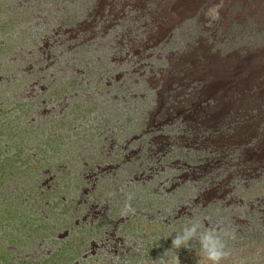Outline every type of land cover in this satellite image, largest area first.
<instances>
[{
  "label": "rangeland",
  "instance_id": "obj_1",
  "mask_svg": "<svg viewBox=\"0 0 264 264\" xmlns=\"http://www.w3.org/2000/svg\"><path fill=\"white\" fill-rule=\"evenodd\" d=\"M194 222L264 264V0H0L5 264H205Z\"/></svg>",
  "mask_w": 264,
  "mask_h": 264
},
{
  "label": "clouds",
  "instance_id": "obj_2",
  "mask_svg": "<svg viewBox=\"0 0 264 264\" xmlns=\"http://www.w3.org/2000/svg\"><path fill=\"white\" fill-rule=\"evenodd\" d=\"M134 212L135 209L131 203H126L122 214L127 215ZM230 235L227 231H223L222 233L216 228L204 227L200 222H194L190 226H185L182 232L178 233L171 240V244L177 249L188 248L191 246L193 240H197L200 255L205 264H221L223 259L228 255L225 250L224 237Z\"/></svg>",
  "mask_w": 264,
  "mask_h": 264
},
{
  "label": "trees",
  "instance_id": "obj_3",
  "mask_svg": "<svg viewBox=\"0 0 264 264\" xmlns=\"http://www.w3.org/2000/svg\"><path fill=\"white\" fill-rule=\"evenodd\" d=\"M4 261H5V260H4L2 257H0V264H5Z\"/></svg>",
  "mask_w": 264,
  "mask_h": 264
}]
</instances>
